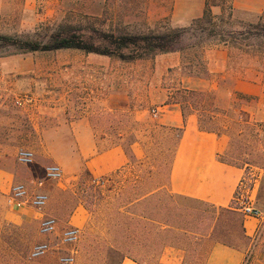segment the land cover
Instances as JSON below:
<instances>
[{
    "label": "rangeland",
    "instance_id": "1",
    "mask_svg": "<svg viewBox=\"0 0 264 264\" xmlns=\"http://www.w3.org/2000/svg\"><path fill=\"white\" fill-rule=\"evenodd\" d=\"M257 2L263 5L260 13L237 10L228 24L221 26L231 37L227 46L210 40L192 62L184 65L181 56L180 67L161 77L154 73L156 55L121 61L75 49L22 53L18 48L22 42H45L51 36L75 34L102 49L108 42L100 34L184 28L202 14L204 0H8L0 5V264H5L7 250L16 257L23 243L52 247L36 260L42 264H56L60 254L71 251L76 264H119L124 251L141 264H154L162 243H153L151 249L145 248L148 243H122L116 231L126 228V220L132 217L127 212L147 211L157 197L137 206L131 202L166 180L177 132L160 124L151 110L173 102L193 105L194 98L182 90L185 87L212 93L218 110L240 108L246 113L241 120L231 113L214 115L213 127L229 132L223 157L245 169L249 195L264 217V37L251 36L255 32L251 27L264 24V0ZM212 13L223 14L219 8H213ZM219 46L226 47L228 57L225 70L211 78L216 90H210L211 81L188 82L189 77L211 80V51ZM183 112L198 116L189 106L184 105ZM85 125L91 128L97 151L114 145L129 150L136 143L142 158L128 160L123 170L93 184L79 150L78 141L83 136L74 135ZM22 148L34 153L33 164L17 163L16 154ZM50 164L61 168L60 181L45 179L44 168ZM14 182L25 184L30 193L38 188L48 196L42 214L56 219L55 234L40 235L37 220L15 222L17 210L7 203ZM158 197L166 199L163 194ZM176 201L191 207L196 216L192 224L179 223L208 233L213 208ZM77 208L84 213V223L77 227L80 240L75 247L62 246L58 234ZM140 221L129 220L128 227L146 223ZM230 226L239 232L237 217L230 219ZM216 232L224 234L221 228ZM183 237L184 264H207V253L216 238L196 242L195 235ZM261 240L255 249L257 257L264 255V224ZM228 241L240 250L249 244L231 237Z\"/></svg>",
    "mask_w": 264,
    "mask_h": 264
},
{
    "label": "trees",
    "instance_id": "2",
    "mask_svg": "<svg viewBox=\"0 0 264 264\" xmlns=\"http://www.w3.org/2000/svg\"><path fill=\"white\" fill-rule=\"evenodd\" d=\"M233 1L234 0H204V9L202 15L199 18L194 19L189 26L184 28L166 29L160 33L148 31L147 33H136L129 35L100 34L101 38L106 39L108 42V46L103 47L102 49H98V47L87 43V41H85L79 35L76 36L75 34H62L60 36H51L45 42H22L18 50L22 53H28L75 49L84 51L86 53L112 56L120 59L121 61L142 60L157 54L178 52L183 57V64L187 65L189 64V61L192 62L193 59L199 56L198 52H200V50L203 49L205 44H207V42L210 40L215 41L216 45H228L227 38L231 37L223 31V27L221 26L223 24H228L230 18L232 17ZM213 8H219L223 14L221 16H215L212 13ZM251 29L255 31L251 35L254 38L264 37V24H257L256 26L251 27ZM93 32L96 35L99 34V32L95 30ZM188 56H191V60L188 59ZM182 90L185 94L191 95L194 98L192 101L193 105L190 104L191 102L189 101H184V103L173 102L169 104H176L179 106L183 119L186 118V114L183 112L184 105L189 106L190 109L198 112V128L203 132L214 133L217 135H229V132L226 128L218 130L213 127L216 120L214 115H221L225 117L227 114L231 113L233 116L238 118V120H241L246 114L240 108H234L230 112L218 110V108L213 104V99H211L212 93L190 90L186 87ZM209 109L212 110L211 113L207 111ZM174 131L177 132L176 143L174 145L175 151L183 129L175 128ZM124 153L130 162L137 160L133 156L131 148H129V150L124 149ZM224 155L225 152L219 156L220 161L229 165L238 166L235 163L225 160L223 157ZM168 174L166 180L163 183L155 185L146 194L135 198L131 202V205L137 206L147 198L158 197L159 193L163 194V196H166V199L161 197L164 200L159 199V197L154 198L153 200H155V204L150 205L147 211L145 209L144 211L138 210V212H127L128 215H131L134 219H138L146 223H143V225H140L139 223V226L136 225L135 228H129L128 221L134 219H132V217H128L129 219L126 220L127 223L124 225L126 228L123 229V231H116L118 234H120L119 236H121L120 240L122 243H148V245H145V248L151 249L154 247L153 243H162V246L174 244L180 240L181 235L189 234L205 237L208 234L199 233L191 229L189 226H186L185 224L181 225L179 223L182 220V222L185 221L187 224H192L195 221L196 216L194 215V211L191 207L181 205V203H178L176 199L193 204H204L192 199L170 195L167 190L164 189ZM86 175L87 177L91 178V182L95 185L98 182L102 183L103 181L101 180L102 177L95 179L94 177L90 176L88 171L86 172ZM149 193L151 194L148 195L147 198H144V196ZM211 208H213V217L211 218V225L208 228V230H211L210 235L214 236L217 242L220 244L231 248H236L232 242H229L230 240L228 241V238L231 237L234 239H245L242 219L237 217L238 215L236 212L238 211L235 208L232 209L231 207ZM235 217H237L240 228L239 232L237 233L234 231V228H232L233 226H230V219ZM219 228L224 231V234L221 232H216L219 230ZM34 245L35 244L30 245V243H23L16 257L10 250H7L5 252V264H42L41 262L36 261L37 259L34 260L30 259L29 257L30 251ZM120 256L121 261L119 264H121L124 258H130L132 260L138 261L133 258L131 253L128 251L122 252Z\"/></svg>",
    "mask_w": 264,
    "mask_h": 264
},
{
    "label": "crops",
    "instance_id": "3",
    "mask_svg": "<svg viewBox=\"0 0 264 264\" xmlns=\"http://www.w3.org/2000/svg\"><path fill=\"white\" fill-rule=\"evenodd\" d=\"M7 1L8 0H0L1 7H3V4ZM257 1L234 0L233 12L244 10L258 14L262 11L263 5L261 6L258 4ZM211 53L214 59L208 66L209 79L225 70L228 57L227 49L223 46L213 49ZM154 61V73L156 76L161 77L167 74L169 70L178 69L180 67L181 54L178 52L157 54ZM207 81H211L212 83L210 90H216L217 86L213 84L212 79L204 80L197 77L188 78V82H192L193 84H200ZM158 109H160L158 114L160 124L172 128L183 129L169 164V174L164 189L175 197L192 199L215 208L231 207L234 209L236 205L235 196L239 190L241 180L244 177L245 169L226 164L219 160V156L228 148L229 138L226 135H217L199 130L197 116L195 114H189L183 119L180 108L176 104L165 103ZM76 128L79 129L80 125H77ZM74 135L83 136V138H80L78 141L81 158L85 160L87 170L94 177L100 178L113 175L127 167L128 158L120 146L114 145L107 149L97 151L95 141L93 140V133L88 125L84 126L83 131H74ZM131 150L135 159L140 160L142 158L136 143L131 145ZM2 176L8 177L7 173H2ZM33 192L42 191L35 188ZM150 194L151 193L147 194L144 198H147ZM159 195L161 194L159 193ZM151 198L147 199L150 200ZM160 198L161 197H159V199ZM153 202L155 204L154 200ZM16 210L13 219L17 223L23 221H39L43 216V214H38L31 208ZM236 213L238 215L237 217L242 219L245 235V239L239 240L249 243L247 249L252 243H257L258 245L263 242L261 236L254 239L259 221L253 218H242L240 213ZM83 223L84 213L82 209L77 208L67 220L66 227H78ZM210 233L211 230H208V234L205 237L195 235L196 238H194V240L196 242H202V239L208 240L212 237ZM184 241V237L181 235L180 240L176 243L161 246L154 264H184L186 258V248L182 244ZM212 243L206 257L207 264L242 263L247 249L240 250L238 248H231L220 244L217 240ZM121 264L141 263L130 258H124Z\"/></svg>",
    "mask_w": 264,
    "mask_h": 264
},
{
    "label": "built area",
    "instance_id": "4",
    "mask_svg": "<svg viewBox=\"0 0 264 264\" xmlns=\"http://www.w3.org/2000/svg\"><path fill=\"white\" fill-rule=\"evenodd\" d=\"M16 104L20 106V101ZM154 117L159 114L158 109H152ZM35 155L31 150L19 149L16 154V160L19 165L28 166L33 164ZM45 179L49 181H60L63 173L56 164L47 165L44 168ZM250 188L247 186L245 176L241 180L239 190L235 196V208L244 218H253L258 220L255 231V238L261 236L264 224V217L260 210L254 205V199L249 195ZM49 198L45 193H30L27 186L20 182L12 183L7 195V203L15 209L31 208L39 214L46 208ZM57 231V221L53 217L42 216L38 221V233L42 236H50ZM80 240V231L77 227H66L61 229L58 234V242L62 246L75 247ZM257 243H252L245 253L241 264H264V255L257 257L255 249ZM52 247L48 243L35 244L30 251V259H40L51 251ZM56 264H76L75 252L60 254L57 257Z\"/></svg>",
    "mask_w": 264,
    "mask_h": 264
}]
</instances>
